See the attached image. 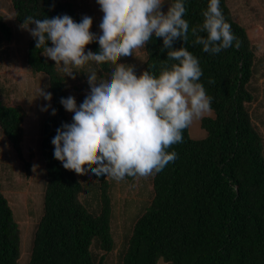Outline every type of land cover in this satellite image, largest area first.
I'll use <instances>...</instances> for the list:
<instances>
[{
  "label": "trees",
  "instance_id": "16d2710c",
  "mask_svg": "<svg viewBox=\"0 0 264 264\" xmlns=\"http://www.w3.org/2000/svg\"><path fill=\"white\" fill-rule=\"evenodd\" d=\"M9 1L21 26L29 16L68 15L77 23L82 18L67 0ZM167 1V7L175 2ZM183 2L189 39L176 41L173 48L184 47L199 60L203 75L198 82L212 98V114L200 119L205 136L193 139L185 129L183 142L169 149L177 158L151 176V199L132 226L119 264H264V140L248 110L254 99L249 89L254 50L226 0H220L224 19L240 46L236 48L234 42L220 53H205L202 45L194 44L192 29L201 26L209 0ZM197 35L206 37L199 31ZM11 37L0 16V44L10 42ZM162 47V39L156 37L145 46L142 71L158 76L165 63H177L167 60L169 50L161 51ZM87 48L99 51L95 42ZM42 53L32 37L25 64L47 76L52 99L39 142L44 170L42 212L26 264H97L94 249L107 254L114 246L110 184L106 177L88 173L95 180L98 199V210L92 211L81 200L83 186L76 173L65 170L54 158L51 141L56 130L71 120L60 103L68 97L66 79ZM96 66L111 74L110 64ZM25 116L20 106L7 105L0 95V130L28 176L31 163L22 152ZM20 246V230L0 186V264H19Z\"/></svg>",
  "mask_w": 264,
  "mask_h": 264
},
{
  "label": "clouds",
  "instance_id": "9594fccd",
  "mask_svg": "<svg viewBox=\"0 0 264 264\" xmlns=\"http://www.w3.org/2000/svg\"><path fill=\"white\" fill-rule=\"evenodd\" d=\"M96 3L103 14L99 35L90 30L93 21L89 16H83L79 23L68 15L29 16L22 23L34 38L35 48H43L42 55L73 80L77 73L73 69L89 62L114 65L108 78L98 77L96 71L86 74L90 91L79 107L74 97L61 98V105L73 116L72 123L56 130L51 141L53 155L65 170L77 175L91 173L116 182L146 178L174 162L177 154L169 149L183 142L184 130L194 121L212 111V98L198 82L203 75L199 60L184 47L173 48L176 41L187 43L189 39L183 0H175L166 12L162 10L164 0ZM202 17L199 29H192L194 44L212 54L232 47L234 42L239 48L240 41L224 19L220 0H209ZM153 37L162 39L161 51L169 50L167 60L177 63H165L157 76L147 70L137 75L134 65L119 62L145 49ZM94 42L99 51L86 53V46ZM38 97L52 99L42 88ZM51 114L54 116L56 110Z\"/></svg>",
  "mask_w": 264,
  "mask_h": 264
},
{
  "label": "rangeland",
  "instance_id": "374dc122",
  "mask_svg": "<svg viewBox=\"0 0 264 264\" xmlns=\"http://www.w3.org/2000/svg\"><path fill=\"white\" fill-rule=\"evenodd\" d=\"M67 1L74 5L79 15L92 18L91 28L99 35V24L103 14L96 0ZM164 3L163 11L166 10L168 1L164 0ZM226 3L233 19L247 31L254 50V70L249 85L254 99L248 105V110L253 125L264 140V0H226ZM0 16L12 33L10 42L0 44V95L7 105H18L25 112L22 152L25 160L31 163L30 173L26 176L22 162L18 160L0 130V186L20 230L19 264H26L35 227L42 212L44 193V170L39 154V142L42 121L48 110L41 109L50 105V101L38 97V94L40 88L46 92H49V89L47 76L31 71L25 64L26 46L32 37L16 22L9 0H0ZM87 51L89 49L86 46L85 52ZM144 58L145 52L140 49L133 53V57H124L119 62L134 65L136 74L139 75L143 70ZM56 68L65 77L67 95L75 98L77 107L90 91L86 74L96 71L98 77H110L109 73L101 72L95 62H89L81 69H73L77 72L74 73L76 77L74 80L65 76L61 68ZM110 68L112 71L114 65L110 64ZM211 114L212 112H209L206 115ZM67 115L72 123L73 113L67 112ZM200 119L188 127L193 139L205 136V131L200 128ZM33 166H37L35 170ZM77 177L83 186L82 202L96 212L98 199L95 180L88 174ZM107 180L110 184L112 205L110 227L114 246L107 254L97 249H94V253L97 264L100 259L101 264H119L132 226L138 214L151 199V176L136 178L131 182L125 179L120 182L110 178Z\"/></svg>",
  "mask_w": 264,
  "mask_h": 264
}]
</instances>
